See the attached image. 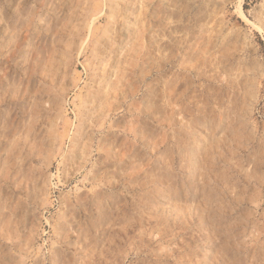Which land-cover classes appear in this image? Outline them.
<instances>
[{"label": "rangeland", "instance_id": "1", "mask_svg": "<svg viewBox=\"0 0 264 264\" xmlns=\"http://www.w3.org/2000/svg\"><path fill=\"white\" fill-rule=\"evenodd\" d=\"M0 264H264V0H0Z\"/></svg>", "mask_w": 264, "mask_h": 264}]
</instances>
